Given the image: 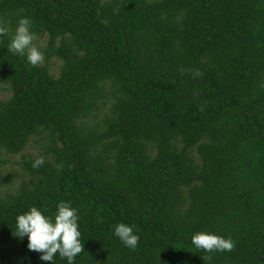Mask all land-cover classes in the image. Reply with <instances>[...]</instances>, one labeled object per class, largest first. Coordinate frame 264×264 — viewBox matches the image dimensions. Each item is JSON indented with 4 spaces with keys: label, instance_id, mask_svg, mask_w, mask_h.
Returning a JSON list of instances; mask_svg holds the SVG:
<instances>
[{
    "label": "trees",
    "instance_id": "obj_1",
    "mask_svg": "<svg viewBox=\"0 0 264 264\" xmlns=\"http://www.w3.org/2000/svg\"><path fill=\"white\" fill-rule=\"evenodd\" d=\"M22 18L46 37L36 67L8 50ZM0 20V264H51L13 232L61 201L79 216L74 264H264V0H0ZM33 136L13 185L1 155ZM198 232L235 248L200 251Z\"/></svg>",
    "mask_w": 264,
    "mask_h": 264
},
{
    "label": "clouds",
    "instance_id": "obj_2",
    "mask_svg": "<svg viewBox=\"0 0 264 264\" xmlns=\"http://www.w3.org/2000/svg\"><path fill=\"white\" fill-rule=\"evenodd\" d=\"M32 21L22 18L18 22L10 45L9 51L20 56H27V61L33 67L43 62V53L33 45L36 39L34 33L30 31ZM8 28L0 20V36H5ZM184 69H181L183 73ZM192 72L191 69L188 70ZM194 76H201L199 70L193 72ZM204 110V106H200ZM45 163L44 157L37 158L33 163V168H39ZM62 165L58 166L59 168ZM58 211L54 217L49 218L42 214L37 207H32L27 213L18 215L16 218V230L14 236L23 239L28 238L29 251L42 253L40 259L45 262L55 264L54 258L59 255L61 259H66L67 264H74L75 258L84 252V244L81 243V233L79 231L77 211L70 204L61 201L58 204ZM115 235L126 246L135 250L139 236L133 234V229L125 224L115 226ZM192 244L196 249L206 252H231L235 248V242L229 237L224 238L216 234L198 232L192 236ZM204 261L211 260V256L201 257Z\"/></svg>",
    "mask_w": 264,
    "mask_h": 264
},
{
    "label": "rangeland",
    "instance_id": "obj_3",
    "mask_svg": "<svg viewBox=\"0 0 264 264\" xmlns=\"http://www.w3.org/2000/svg\"><path fill=\"white\" fill-rule=\"evenodd\" d=\"M46 40L45 36H38L33 40V45L36 47H41L44 45ZM44 60L42 63L43 64ZM61 64V59L52 56L47 60L48 71L51 75L55 76L58 73L59 66ZM8 96V91L5 90L4 86L0 84V101L4 100ZM106 105L102 106L99 104V108L97 109L96 116L92 117V121H96L100 115L107 109L108 99H105ZM41 145H44V140L38 139V137H31L27 142L24 150L20 154L15 155H1V158L5 160L2 164L3 173L9 174L13 179V185H17V181L20 178L21 170L19 169L18 162L21 160V155L24 158L34 157L40 154ZM2 189V188H1ZM6 189V188H4Z\"/></svg>",
    "mask_w": 264,
    "mask_h": 264
}]
</instances>
